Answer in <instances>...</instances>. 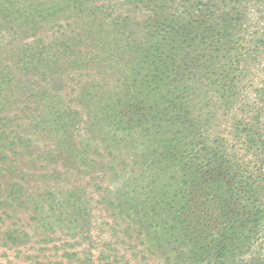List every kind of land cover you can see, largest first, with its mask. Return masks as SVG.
Masks as SVG:
<instances>
[{
    "label": "trees",
    "instance_id": "16d2710c",
    "mask_svg": "<svg viewBox=\"0 0 264 264\" xmlns=\"http://www.w3.org/2000/svg\"><path fill=\"white\" fill-rule=\"evenodd\" d=\"M62 1L81 14V33L71 29L76 35L63 32V40L46 41L35 33L41 19L37 15L53 14ZM97 1L0 0V28L31 37L21 57L32 68L59 62L56 51L67 55L75 68L79 62L88 75L99 70L101 84L90 80L83 88V97L95 106L90 127L101 131L107 146L140 148L148 195L141 201L139 185L120 174L127 166L124 161L106 163L103 156L96 163L111 166L117 177L115 198L106 203L140 227L150 229L153 218L157 246L174 264H264L262 167L241 162L222 138L207 136L214 114L204 108L211 101L209 92L229 111L241 101V77L249 73L252 61L264 59V0ZM116 3L124 6L122 12L116 11ZM116 75L119 85L108 87V78ZM51 87L62 89L59 84ZM196 99L199 106H192ZM244 111L234 121L236 135L245 137L248 148L264 152L257 118L249 124ZM69 113L54 108L39 123L62 136L70 125ZM99 224L118 231L121 240L117 248L110 241L102 243L98 264H128L118 250L128 232L120 222ZM4 237L17 245L29 241L26 232L7 231ZM91 257L88 249L68 250L53 263L94 264Z\"/></svg>",
    "mask_w": 264,
    "mask_h": 264
},
{
    "label": "rangeland",
    "instance_id": "374dc122",
    "mask_svg": "<svg viewBox=\"0 0 264 264\" xmlns=\"http://www.w3.org/2000/svg\"><path fill=\"white\" fill-rule=\"evenodd\" d=\"M107 1L98 0L97 4ZM114 2L110 0V4ZM67 4L62 1L53 14L48 10L37 15L41 19L35 33L46 41L63 40L61 33L71 34V29L80 34L77 23L81 14L67 8ZM114 8L122 12L124 6L116 3ZM30 38L22 31L0 28V264H54L65 251L87 249L92 254L91 261L98 264L99 251L105 249L102 243L110 241L112 248H117L121 240L119 232L106 231V226L99 224L101 220L120 222L121 229L128 232L125 244L118 247L129 259L128 264H174L170 254L157 246L154 231L158 229L153 227V218L150 229L140 227L125 212L106 203L115 198L117 177L111 166L96 163L103 156L105 162L113 164L124 161L127 166L125 172L119 170L120 174L127 176L131 185H139L141 201H147L148 195L141 174L145 165L140 148L123 143L119 148L107 146L101 131L90 127L95 106L87 103L83 88L90 80L100 83L99 70L93 69L88 75L79 62L75 68L67 55L56 51L59 62L52 59L54 63L50 65L32 68L21 57L23 44ZM61 64L68 65L61 68ZM249 66V73L241 77V101L232 111L217 105L215 95L209 92L211 101L204 108L214 116L207 136L222 138L228 152L237 154L241 162H250V166L262 167L264 174V152L248 148L245 137L237 136L233 128L235 119L245 110L243 119L253 124L256 117V127L264 136L263 57ZM116 77L119 75L108 78V87L119 85ZM58 84L62 89L53 90L51 86ZM198 100L192 106H199ZM54 108L72 111L70 125L62 136L52 135L39 123L45 112L49 116ZM87 215L91 220L89 228ZM128 225L130 230L125 227ZM7 231L20 235L26 232L29 241L24 245L9 243L4 237ZM40 254L42 258L37 259Z\"/></svg>",
    "mask_w": 264,
    "mask_h": 264
}]
</instances>
